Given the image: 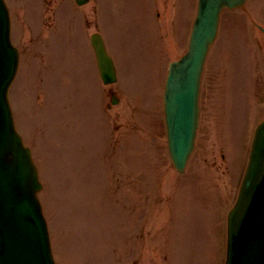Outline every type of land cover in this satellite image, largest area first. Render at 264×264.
<instances>
[{
    "label": "rangeland",
    "instance_id": "rangeland-1",
    "mask_svg": "<svg viewBox=\"0 0 264 264\" xmlns=\"http://www.w3.org/2000/svg\"><path fill=\"white\" fill-rule=\"evenodd\" d=\"M5 2L21 56L10 102L56 264H223L222 224L264 117V35L252 22L264 26V0L221 17L184 175L168 156L162 94L197 0ZM96 30L117 67L112 86L98 81Z\"/></svg>",
    "mask_w": 264,
    "mask_h": 264
},
{
    "label": "water",
    "instance_id": "water-1",
    "mask_svg": "<svg viewBox=\"0 0 264 264\" xmlns=\"http://www.w3.org/2000/svg\"><path fill=\"white\" fill-rule=\"evenodd\" d=\"M87 0H77L79 4ZM245 0H199L187 53L169 66L164 93L168 151L182 173L198 127L201 73L223 9ZM7 9L0 0V264H54L37 192L41 189L31 153L13 124L7 92L18 54L10 43ZM104 83L116 80L99 34L91 36ZM226 264H264V121L257 127L236 205L228 216Z\"/></svg>",
    "mask_w": 264,
    "mask_h": 264
}]
</instances>
